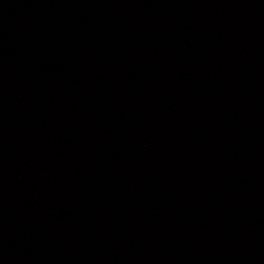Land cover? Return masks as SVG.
<instances>
[{
	"label": "water",
	"instance_id": "obj_1",
	"mask_svg": "<svg viewBox=\"0 0 264 264\" xmlns=\"http://www.w3.org/2000/svg\"><path fill=\"white\" fill-rule=\"evenodd\" d=\"M0 264H264V0H0Z\"/></svg>",
	"mask_w": 264,
	"mask_h": 264
}]
</instances>
